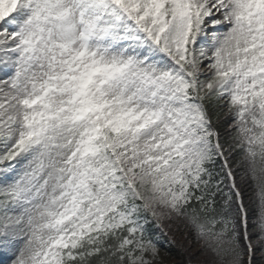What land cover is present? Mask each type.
<instances>
[{
  "label": "snow or ice",
  "instance_id": "obj_1",
  "mask_svg": "<svg viewBox=\"0 0 264 264\" xmlns=\"http://www.w3.org/2000/svg\"><path fill=\"white\" fill-rule=\"evenodd\" d=\"M264 264V0H0V260Z\"/></svg>",
  "mask_w": 264,
  "mask_h": 264
},
{
  "label": "rangeland",
  "instance_id": "obj_2",
  "mask_svg": "<svg viewBox=\"0 0 264 264\" xmlns=\"http://www.w3.org/2000/svg\"><path fill=\"white\" fill-rule=\"evenodd\" d=\"M176 230V229H174ZM174 230H171V232L174 234ZM179 232L177 234V240L180 241L182 245V250L188 254V257L190 256L192 261H188L189 264H196L197 259L203 260L204 257H197L195 253L198 251V245L195 241V239L192 237V235L183 230H177ZM154 237L157 240L158 245L160 246V264H176L174 261L166 256V243L165 240L162 239V237L156 232L154 233ZM0 264H4L3 260H0Z\"/></svg>",
  "mask_w": 264,
  "mask_h": 264
},
{
  "label": "trees",
  "instance_id": "obj_3",
  "mask_svg": "<svg viewBox=\"0 0 264 264\" xmlns=\"http://www.w3.org/2000/svg\"><path fill=\"white\" fill-rule=\"evenodd\" d=\"M176 233L179 234L177 230H174V234L171 231H169L168 234L166 235L167 238L170 240L169 242L170 244L168 245L167 248H165L166 256L171 258L176 264H189L188 261H192V260L190 256L188 257V254H186V252L182 250V245L180 241L176 239L177 238Z\"/></svg>",
  "mask_w": 264,
  "mask_h": 264
}]
</instances>
